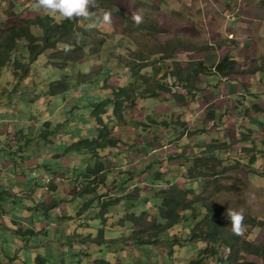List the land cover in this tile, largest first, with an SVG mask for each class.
Here are the masks:
<instances>
[{"label":"rangeland","instance_id":"rangeland-1","mask_svg":"<svg viewBox=\"0 0 264 264\" xmlns=\"http://www.w3.org/2000/svg\"><path fill=\"white\" fill-rule=\"evenodd\" d=\"M14 2H16V10L13 9L14 6L12 4V7L8 10L13 15H6L4 14V9L0 10V15L2 14L4 18L8 19L3 23L4 28L10 27L12 24L21 25L24 20L33 19L37 16H51L39 8L29 9V6L33 5L32 2H37V0H14ZM20 5L25 8L28 7L25 12H21L22 7ZM55 17L56 19H64L59 15ZM87 18L83 17L82 20L86 21L88 20ZM126 26L130 29L128 31L129 39L123 40L121 34L118 37L119 39L115 37L111 39L108 37L111 34L101 32L102 35L100 34V36L104 34L107 37L105 46L109 48L110 56L102 55V53L100 55L87 53V56H82L83 59L69 63L64 69L65 66L59 68L56 65L53 66L52 63L55 61L61 63L62 60H56L51 54L45 53L31 66L30 74L24 79L17 78L13 68L9 66L2 70L0 74V117H4L3 111L8 109L6 107L8 106V98L17 101L16 108L13 110V114L15 113L16 115L13 118V122L16 121V123L12 125L14 127L12 128L18 129V125L22 124L20 128L25 130V132L40 135L39 139L32 141V145L25 155L27 158L24 166L29 169V172H26L25 167L22 166L23 161L20 153L13 154L12 160L8 158L9 154L7 152H10L8 148L4 147V154L1 152L3 144L0 143L1 170L4 171L14 164L9 171H4L7 174L6 177H9L8 190L13 192L12 200L14 201V203L13 201L5 203V210H9L8 217L17 216V227L22 231L26 230L27 227L35 228L39 222L44 228L39 233H29V235L22 237L18 233L9 231L12 230V225L7 220L2 221L1 224L3 222L4 224H0V246L3 252L0 253V264H38V257L45 258L48 261L47 264H95V260L101 259L112 263L120 260L123 264H187L192 257H196L195 248L198 244L189 242L182 249L176 247L173 250V256L167 257L165 241L169 240L170 233L168 232L160 235L165 240L160 244L163 247L159 248L157 246L156 248V245H152V247L149 245H129L131 238L140 237L144 240L147 236L154 235L155 231H157V228H152L154 223L152 215L157 213L154 207L156 205L155 193L161 187L166 186H181L185 187V189H193L198 195L205 193L204 195L208 198L206 203L216 204L218 211L227 213L226 210L229 208L242 212V216L247 218V220L255 218L256 222L254 224L256 225L253 224V226L252 223L242 225L239 235L241 238L256 245H264V128L259 126L258 123H255L253 128V123L250 121L251 117L255 119L258 116L261 118L257 121H264V110L261 114L256 105L249 103L242 105V110L237 115L235 111L237 107H232L229 115L232 116L234 114V118L231 120L222 119L221 125L223 127L220 128V136L207 132L201 136L196 135L195 141L193 139L194 134L191 133V136H189L190 142L181 141L185 139L184 137L179 140L181 141L179 143L184 142L191 146L189 150L191 154H193L192 148L196 145L194 143L197 142V138H200L201 141L204 136L207 140L209 138H219V140L226 138L225 142L229 143V146L234 147L235 145L236 149L241 148L236 153L233 151L231 156H229L231 151L219 154L221 155L220 158H223L220 160L204 157V165H201L200 169L205 174L195 175L192 171V174L188 175L189 178L187 179H180V169L186 163L192 166L195 157L193 155L180 156V152H177L175 148L177 145L173 140L174 138H171L173 141H169L170 134L165 136L166 131L158 128L155 132L157 139L150 143L146 141L148 144L145 146L141 145L140 148L143 151L141 152L137 149L139 144H143L144 140L142 135L139 134L146 131V135L153 140L151 133L155 123L151 122L150 119H146L150 125L144 128L140 126L139 132L132 133L131 129L128 132L124 130L125 133L118 135L123 142L121 154L114 156L107 150L101 153L103 156L107 153L105 157L108 162L111 159V162L115 165L113 169L114 175L112 174V176H115L116 181L121 186L116 185L115 182L114 186L111 185L105 189L109 195H103L100 203L96 200L95 204L91 203L88 206H100L97 209H84L85 201L90 199L89 195L83 193L90 188L88 183L82 182V184H78L74 180H67L68 176H73V174L71 176V172H74V169L77 168L73 165V162L78 165L82 164L81 157V159L76 156H66L61 159H55L54 157L41 158V153L45 151L47 152V157L52 153L48 150H56L58 153V150H65V147L77 141L69 140V137L75 136L79 129L83 132L88 131L92 135L96 134V131L91 129L95 126L94 121L91 123V110L102 98L114 95V89L105 85V76L114 69L109 73L113 75H109L111 77L107 79V84L113 87H123L130 80L125 72L128 70L127 64L130 63V67H136L137 70L138 66L141 65L139 57L130 53L131 50L126 49L128 52L124 51L125 53L121 49L114 52V47L118 48L120 45H124L123 49L130 46V48L136 50L138 47L144 48L143 45L146 44L147 50H151L155 46V43L144 38L145 33L139 32L134 25L131 26L126 23ZM61 46L64 47L62 44ZM23 51L25 56L21 57L18 49L15 52V56H20L21 59L29 61V55L26 54L28 50L25 48ZM123 53L125 54L124 56ZM47 57H49V60L46 61ZM103 70L108 71V73L104 74ZM18 74L21 75L22 72ZM138 79L143 81V78H139V76ZM150 81L152 80H149V84ZM58 82H66L69 88L58 95L50 96L49 93L52 89L55 91ZM175 84L176 86H182L176 82ZM139 86H141L140 82ZM139 86L137 87L139 88ZM174 90L177 91V89ZM182 90H184L183 87ZM141 93H144V90H139V94ZM34 97L46 98L44 102L45 104L47 102V104L43 105V101H34ZM142 100L139 99L138 103H133L126 108L125 116L127 115L126 118L129 123L135 121V113H143V111L139 110L142 106L148 110L149 108L163 105V110H166L165 113L169 111L168 103L163 100L161 102L160 98ZM181 109L183 108L181 107ZM10 112L12 113V111ZM108 113L112 117L115 116L114 108L111 105ZM148 114V112H144L145 117L153 116L152 111V115ZM2 120L0 119V128H2ZM35 120H38V122ZM201 121L202 118L188 119L187 124L191 126L194 132L197 129L195 127L199 126ZM47 122L54 123L47 127L45 125ZM23 123L25 124L23 125ZM258 128L263 130L260 131ZM165 129L167 130V128ZM158 130L160 131L157 135ZM68 132L69 134H67ZM221 135H225L224 138ZM5 137L7 139L4 141L7 142L9 138L14 137V134L9 133ZM84 137H88L87 134ZM20 138H22L20 134L14 137L13 140L17 143L13 144V150L22 146L23 141H19ZM47 140L49 141L48 143H46ZM209 143L213 142L209 140ZM213 149L207 147L209 151ZM145 150L146 153L144 152ZM249 150H254L256 153H248ZM110 155L112 156L109 157ZM221 160L226 162L220 165L218 162ZM40 161L55 167L52 168V171L39 169L38 164ZM121 162L124 165V171L117 169ZM222 166L226 167V169H223ZM82 170L85 174L88 172V169L83 166ZM23 171H25V175L22 174ZM148 171L153 172L151 177H147ZM214 172L220 173L219 177H212ZM13 174L15 177H13ZM183 174H187L186 168ZM22 175L26 177V180L24 177L22 178ZM123 176L128 177L124 184L120 180L121 177L122 179L125 178ZM2 177L4 178V175H1L0 172V180ZM144 178L146 179L144 180ZM28 180H30L29 186L27 184ZM53 184L56 186L55 188L52 187L50 189L49 187L47 189L48 186ZM122 186H126L124 190H122ZM101 192L104 191L101 190ZM127 192L130 195H126ZM147 197L150 199V204L145 205V202H149ZM103 201L108 202V209L107 204L101 205ZM21 208L28 214L22 215ZM103 208L107 209L104 212L106 218L104 224L103 211L101 212ZM82 211L84 213L80 214ZM141 212H146L145 214L148 215L143 218L140 216ZM132 214L140 217L134 220V215ZM157 221L162 223L160 217L157 218ZM102 228L106 233H114L112 236L113 241L109 239L107 243L99 244V241L102 240L99 229ZM5 229L7 230L5 231ZM14 229L15 227H13ZM143 229L145 232L140 233L139 231ZM229 230L233 231V228ZM6 232H10V234ZM3 236H5L6 242H3ZM70 240L72 242H69ZM64 241L67 244H62ZM118 244L121 246H118ZM249 258L256 259L251 255H249Z\"/></svg>","mask_w":264,"mask_h":264},{"label":"crops","instance_id":"crops-1","mask_svg":"<svg viewBox=\"0 0 264 264\" xmlns=\"http://www.w3.org/2000/svg\"><path fill=\"white\" fill-rule=\"evenodd\" d=\"M11 1L0 0V10ZM99 1L102 4L99 2V7L97 3L94 4L95 8L90 7L89 19L81 21L80 25L85 29L96 27L100 32L121 34L123 40L129 39L130 29L126 23L145 33L144 38L155 43L151 50H147L146 44L143 45L144 48L138 47L136 50L130 46L123 49V45L121 50H131L130 53L139 57V78H143L144 85L155 89L154 96H158L155 98L166 100L165 103L169 105L167 113L172 114L173 118H202L201 125L205 124L206 129L214 135H219L220 128L223 127L222 119L234 118V114L229 115L232 107H237V115L242 110V105L247 103L264 105V0ZM110 6L124 14L122 22L119 17H112L111 14L109 23L100 22V18L108 12L107 8ZM137 13L141 16L139 24L132 19ZM89 24L94 27L88 28ZM90 40L93 43V39ZM92 45H89V50ZM227 57L234 62L230 66L233 73L221 76L215 72L214 67ZM198 63H203L205 73L202 74V66L199 67ZM169 74L176 75L168 78L170 82L179 79L182 85H186V89L197 91L188 93L186 89L182 90L183 86H176L175 89L179 90V93L174 90L173 92L177 96L165 92L159 84L165 83L166 75ZM140 80L142 82V79ZM149 80H152L150 84ZM141 111L152 115L148 110ZM165 111L161 105L152 109V117H145L144 112H137L134 120H137L138 124L133 121L126 127L122 124L118 129L126 132L131 129L132 133H137L140 131L139 123L144 124L146 119L165 120ZM2 130L0 134L4 133ZM224 136L221 135L223 138ZM204 139L201 140L202 144L199 142V147L205 144ZM183 140L190 142L188 138L181 141ZM225 140L226 138L223 139ZM179 142L176 149L180 156L193 155L189 151L191 147L188 143ZM188 166V163L183 164L179 175H183ZM4 171L0 168L1 175H4V178H1L3 182L0 180V183L7 185L9 177H6ZM7 214L5 209L1 210L0 223L7 220L16 226L17 216L11 218ZM21 214L28 213L21 211Z\"/></svg>","mask_w":264,"mask_h":264},{"label":"trees","instance_id":"trees-1","mask_svg":"<svg viewBox=\"0 0 264 264\" xmlns=\"http://www.w3.org/2000/svg\"><path fill=\"white\" fill-rule=\"evenodd\" d=\"M23 24H13L8 28L0 27V74L5 67L9 66L13 68V72L17 78L24 79L30 74L31 66L47 52H49L48 55L51 54L54 56V59L62 60L61 63L56 61L52 62L53 66L56 65L59 68L61 66L66 67L68 63L78 61L83 56V47L77 43L79 36L82 42L84 40L83 34L77 33V17L65 18L61 22H57L48 15L43 17L37 16L34 19L25 20ZM61 44L64 45V48L59 46ZM25 48L28 50L29 61L23 58L21 59L20 56H15L17 49L20 51L21 57L24 56L23 50ZM47 60H49V57H47ZM233 64V61L225 58L216 66V70L222 75H231L233 71L230 66ZM198 66H202L201 70L205 71L203 63H199ZM20 72H22L21 75L18 74ZM195 73L197 74L198 71ZM55 88V91L51 90L49 93L50 96L58 95L63 91L65 92L69 88V85L66 82H58ZM136 89L135 83H131L128 87L117 89L116 94L118 97L112 100L115 106V113L121 111L123 104L125 106V103L136 99L134 96ZM108 103V101L98 103L92 111V117L99 126V133L96 138H84L66 147L63 152L55 155L57 158L89 151V160L93 161L94 165L88 168L90 171L87 177H93L98 184H106L105 180L107 175L104 172L106 170L107 174H109L110 171L105 166V162L103 161L104 156L101 157V153L108 147H117L121 142L120 139H115L112 136L111 130H108L109 127L104 124L106 123L104 116L108 114L107 107L112 104ZM50 124V122H47L45 125L49 127ZM32 136L33 134L30 132L29 140L25 144L29 141L30 145L34 139ZM48 142L47 140L46 143ZM209 153L211 154V152ZM194 163L193 167L187 170L188 173L193 171L194 173L204 175L205 173L201 172L200 169L201 165H204L203 158L196 157ZM45 167L47 170L52 169L48 165ZM218 174L220 173L214 172L212 173V177H217L219 176ZM92 191L94 198L85 201V210L89 208L88 206L93 203L94 199L100 198L96 187L93 186ZM156 194L158 195L159 202H155L157 213L152 215V221H154L152 228H157V231H155L154 235H149L144 240L140 237L131 238L129 245H149L151 247L152 245H156V248L157 246L160 248L163 247L160 245L163 243L161 241H164L160 235L168 232L170 233L169 240L165 241L167 257L173 256V250L176 247L182 249L189 242L198 244L195 248V252H197L196 257H192L187 264H264V245L251 243L229 230L232 228V224L227 218V213L218 211L216 204L206 203L208 198L204 195L205 193L198 195L193 189L169 186L157 191ZM146 204L148 205L147 202H145ZM80 213H83V211ZM145 213L141 212L140 216L144 218L145 215H148ZM132 215H134V220L140 217H137L135 214ZM159 217L162 223L157 221ZM105 219L103 224L106 221ZM255 222V218L253 220H247V218L243 217L241 226L251 223L253 225ZM99 230L102 235V240L99 241V244L107 243L109 239L114 240L112 237L114 233H106L103 228ZM139 232L143 233L145 230L143 229ZM29 233L35 234L33 230L29 231ZM25 234L28 235V233ZM69 242H72V240ZM63 244L67 243L65 242ZM118 246L121 245L118 244ZM1 252H3L2 248H0ZM249 255L256 259H249ZM37 259L38 264L48 263L45 258L38 257ZM95 264L123 263L120 260L112 263L111 261L103 259L95 260Z\"/></svg>","mask_w":264,"mask_h":264},{"label":"clouds","instance_id":"clouds-1","mask_svg":"<svg viewBox=\"0 0 264 264\" xmlns=\"http://www.w3.org/2000/svg\"><path fill=\"white\" fill-rule=\"evenodd\" d=\"M94 1H96V0H37V2H32L33 3V5L32 6H29V9H34V8H39V9H42V10H44L43 12H47L49 15H51L50 17L54 20V21H57V22H61L62 20H64L65 18H74V17H77V33L78 34H83V42H82V40H81V37L79 36V40H78V44H80V45H82V47H83V57H85V56H87V53H89L90 55H95V54H101L102 53V55H106V56H110L109 55V48L108 47H106L105 46V44H106V41H105V39L107 38L104 34H103V36H100V34H101V32L100 31H97V29H96V27H94V25L93 24H89L87 27L88 28H92V27H94L93 29H85L84 27H82L81 25H80V22L81 21H85V20H82L83 19V17L84 18H87V17H89L90 16V14H91V11L89 10L90 9V7H93V8H95V3H97L98 4V6L100 5V4H102L99 0H97L96 2H94ZM17 2V1H16ZM16 2H14V0L13 1H11V2H9V4L6 6L5 5V7L3 8L4 9V14H6V15H13V14H11L8 10L12 7V6H14V8L13 9H15L16 10ZM99 2H100V4H99ZM106 3H108L107 1H105ZM31 3V4H32ZM11 4H12V6H11ZM20 7H22V5H20ZM8 8V9H7ZM28 8V7H27ZM27 8H25V7H22V10H21V12H25V9H27ZM107 11L108 12H105L104 14H103V16L100 18V22H102V23H109L110 22V14H111V16L113 17V15L114 16H117V17H119L120 18V22H122L123 21V19H124V14L123 13H121V12H119V11H116L112 6H110V7H108L107 8ZM16 15H20V14H17V13H15ZM57 15H59L60 17H62V18H64V19H56V17L55 16H57ZM36 18V17H35ZM34 19V18H33ZM87 19H89V18H87ZM132 19H133V21L135 22V23H137V24H139L140 22H141V16H140V14L139 13H137V14H134L133 15V17H132ZM5 20H8V19H6V18H4L3 17V15L1 14L0 15V27H4V25H3V23H4V21ZM26 20H29V19H26ZM25 21V20H24ZM24 23V22H23ZM13 25V24H12ZM22 25V24H21ZM24 25V24H23ZM106 34H109V33H106ZM102 35V34H101ZM108 37H110L111 39H114V37L115 38H117V39H119L118 37H119V34H117V33H112L111 35H108ZM90 38H92L93 39V43H91V40H90ZM122 38V37H121ZM93 44V45H92ZM89 45H92L91 47H90V50H89ZM60 47H62V48H64L63 46H61V45H59ZM66 48V47H65ZM120 49H121V45L118 47V48H115L114 47V52L115 51H120ZM91 52V53H90ZM47 53H49V52H47ZM27 55H28V53H26ZM122 54V53H121ZM24 56H25V54H24ZM83 57L81 58V59H83ZM227 58H229V57H227ZM80 59V60H81ZM225 59V58H224ZM224 59H222L221 61H219V63H221ZM80 60H78V61H80ZM111 60V59H110ZM25 61V60H24ZM74 62H77V61H74ZM71 63V62H70ZM218 63V64H219ZM69 64V63H68ZM67 64V65H68ZM199 64V63H198ZM218 64H216V66L218 65ZM67 65H66V67H67ZM140 66V65H139ZM139 66H138V69H139ZM216 66L214 67V69H215V72L217 73V74H219V75H221V76H229V75H222V74H220V73H218L217 72V70H216ZM66 67H64V69H66ZM127 67H128V70H126L125 72L127 73V75H128V78L130 79L129 81H128V83H127V85L126 86H117V87H113L112 85H108L107 84V79L109 78V77H111L113 74H109L110 72H112V71H110L109 73H108V71H102V72H104V74H107L108 73V75H106L105 76V78H106V81H105V85L107 86V87H111L112 89H114V91H113V93H114V95H108V96H106V97H104V98H102L98 103H101V102H103V101H108L109 103L108 104H110V103H112V104H110L113 108H114V112H115V106H114V102L112 101V100H114L115 98H117L118 97V95L116 94V92H117V89L118 88H125V87H128L131 83H135V86H136V91H135V93H134V96L136 97V99L133 101H129V102H127V103H125V106H124V104H123V107H122V109H121V111L119 112V113H115V116L114 117H112L111 115H109V113L106 115V116H104V121L106 122V123H104V124H106L107 125V127H109V129L108 130H111V133H112V136L115 138V139H120L121 140V142L119 143V145L117 146V147H114V148H110V147H108V148H106V149H104V151H110V153L112 154V155H114V156H116V155H119V154H121V149H123V142H122V139L119 137L120 136V134H122L123 132L125 133V131L123 130V131H120L118 128L122 125V124H124L125 125V127L129 124V121L127 120V118H126V116H125V112H126V108L127 107H130V105L131 104H133V103H138L137 101L139 100V99H150V98H155V97H158V96H154V91H155V89L154 88H152V87H150V86H146V85H144V82L142 81L141 82V80L140 79H138V70L136 69V67H134V68H132V67H130V63H128L127 64ZM132 68V69H131ZM112 69V68H111ZM116 70V69H115ZM202 71V70H201ZM205 71H206V69H205ZM205 71H203L202 72V74L203 73H205ZM90 75V74H89ZM109 75H111V76H109ZM172 76H176V75H173V74H169V75H166V81H165V83H163V84H159V86L165 91V92H169V93H172L174 96H177L176 95V93H174L173 92V90L175 89V87H176V84H175V82L176 83H178V84H181L180 83V81L181 80H179L178 79V81L177 80H175L174 82H170L169 80H168V78L169 77H171V78H173ZM180 78V77H179ZM139 82L141 83V86H139ZM182 85V84H181ZM137 86H139V88L137 87ZM154 86V85H153ZM173 86V87H172ZM183 86V89L185 90L186 88V85L185 84H183L182 85ZM53 90V89H52ZM139 90H144V93H141V94H139ZM187 90V92L189 93V92H191V93H193V91H197V90H195V89H192V88H189V89H186ZM146 91H148V92H146ZM175 92H177V94L179 93V90H174ZM47 98V102H48V96L46 97ZM45 98V99H46ZM44 98L42 99V98H36V97H34V101H43V105H46L47 104V102H46V104H45V102H44V100H45ZM138 99V100H137ZM143 101V100H142ZM163 101H166V100H163ZM162 102V101H161ZM17 103V101H14V100H12V99H10V98H8V106H6V107H8V109H6L7 111H3V113H4V117H0V119H3L2 120V128H0V130L1 129H3L2 131L4 132V133H1L0 134V143H2L3 145H2V149H1V152L4 154V147H6V148H8L9 150H10V152H7L8 154H9V157L8 158H11L12 160H13V154H15V153H20V157L22 158V161H23V165L22 166H24V163H25V159L27 158V156H25L26 154H27V151L30 149V147H31V145H32V142L30 143V145H29V141H28V143L27 144H25L26 143V141L27 140H29V132H25V130H23L22 128H20V126H22V124H19L18 125V129H13L14 127L12 126V125H14L15 123H16V121H14L13 122V118L16 116L15 115V113L13 114V110L16 108V106L15 105H17L16 104ZM98 103H96V104H98ZM109 105V106H110ZM109 106L107 107V111H109ZM255 106V105H254ZM256 107L257 108H259V110H257V111H259L260 113L264 110V105H256ZM93 109L94 108H92V110H91V123H92V121H94V119H93V117H92V111H93ZM143 109H145V108H143V106L141 107V108H139V110L141 111V110H143ZM152 109H154V108H149L148 110L151 112L152 111ZM1 110V109H0ZM12 111V113L10 112V111ZM146 110V109H145ZM144 112V111H143ZM256 112V111H255ZM11 113V114H10ZM9 114H10V116H9ZM137 113H135V115H136ZM256 114H258V112H256ZM262 114V113H261ZM118 115V116H117ZM134 115V114H133ZM166 116H167V118L164 120H161V121H158V120H155V119H150V121L151 122H153V123H155V126L152 128V138H153V140H151L147 135H146V131L145 132H143V133H141V134H139V135H142V139L144 140V142H143V144H139L138 145V151H141V152H143L142 150H141V148H140V146L141 145H143V146H145L146 144H148V143H150L151 141H155V139H157V136L155 135V132L157 131V129L158 128H160V129H162V131H166L165 133V136H167V134H170V139H169V141H173L174 140V142H176V145L178 144V141L179 140H181L183 137L184 138H188L189 140H191L190 139V137L189 136H191V133H193L194 135H193V139L195 140V136L196 135H199V136H201L202 134H205V133H207L209 130L208 129H206L205 127V124L204 125H201V123L199 124V126H197V127H195V128H197L194 132H193V130H192V128H191V126L190 125H188L187 124V122H188V120L187 119H185V120H182L181 118H179V117H177V118H173V116H172V114H170V113H167V114H165ZM106 117H110V118H106ZM149 117H152V116H149ZM11 118V119H10ZM19 118V117H18ZM254 117H251V119H250V121H251V123H253V128H254V124L255 123H258L259 124V126H262L263 128H264V121H257L259 118H261L260 116H258V117H255V119H253ZM263 119H264V117H263ZM19 120V119H18ZM255 120V121H254ZM36 122H38V120H35ZM136 122L135 123H137V120H135ZM55 122H57V121H55ZM50 123H54V122H50ZM94 123H95V126H94V128H91V129H93V131H96V134L95 135H92V134H90V132H88V131H81V129H79L78 130V133L77 134H75V136H73V137H69V140H77V141H75L74 143H76V142H78V141H80V140H82V139H84V138H87V137H84L85 136V134H87V136L88 137H90V138H96L97 136H98V133H99V131H98V124H97V122H95L94 121ZM25 123H23V125H24ZM138 124V123H137ZM51 125V124H50ZM139 125L140 126H142L143 128L144 127H146L147 125H150V123H148L147 122V120L145 121V123L144 124H140L139 123ZM200 125H201V127H200ZM102 126V125H101ZM100 126V127H101ZM13 127V128H12ZM165 128H167V130L165 129ZM193 128H194V126H193ZM259 129V128H258ZM185 130H186V132H185ZM260 131L261 130H263V129H259ZM97 131H98V133H97ZM159 131L160 130H158V132H157V135L159 134ZM175 131H176V133H175ZM210 132V131H209ZM9 133H13L14 134V137L16 136V135H18V134H20L21 136H22V138H20V140L19 141H23V144H22V146H19V148H17L16 150H13V144L14 143H17V142H15L13 139H14V137L13 138H9L8 139V141L7 142H5L4 140H6L7 138L5 137V136H8V134ZM119 133V134H118ZM174 133H175V135H174ZM33 134V133H32ZM67 134H69V132L67 133ZM119 135V136H118ZM172 135V136H171ZM183 135V136H182ZM79 136V137H78ZM144 136V137H143ZM248 136V135H247ZM246 136V137H247ZM36 137H38V138H36ZM78 137V138H77ZM31 138V137H30ZM32 138H34L32 141H34L35 139H39L40 138V135H35V134H33V136H32ZM169 138V137H168ZM171 138H174L173 140H171ZM204 138L206 139V137L204 136ZM192 139V140H193ZM204 139V140H205ZM245 139H248V138H245ZM202 140V139H201ZM212 141L213 143H209L208 144V141ZM209 140H207L206 139V142H205V144H203L202 146H198V144H199V142H200V144H202L201 143V141H200V138H197V142H195L194 144H196L195 146H194V148H193V151H194V153H193V156L196 158V157H202L203 159H204V157H210L211 159H223V158H220V156L221 155H219V154H224L225 152H230L231 151V154H229V156H231L233 153V151H235V153L237 152V151H239V150H241V148H239V149H236L235 147V145H234V147H232V146H229V143H227V142H225V141H223V140H219V139H214V138H209ZM146 141H148V143L146 142ZM196 141V140H195ZM181 142V141H180ZM189 142V141H188ZM192 142H194V141H192ZM20 143V142H19ZM18 143V144H19ZM69 143H70V141H69ZM74 143H72V144H74ZM233 143V142H232ZM71 144V145H72ZM231 144V143H230ZM239 144H240V142H239ZM20 145V144H19ZM192 145V144H191ZM228 145V146H227ZM256 146L258 147V145L256 144ZM191 147V146H190ZM207 147H211V148H214L213 150H211V151H209V150H207ZM66 148V147H65ZM176 148V147H175ZM229 148V149H228ZM108 149H111V150H108ZM48 151H51L52 153L51 154H49L47 157H46V154H47V152L45 151V152H43V153H41V158H43V159H45V158H55V159H61V158H63V157H66V156H76V157H81L82 158V161H80V162H82V166L83 167H85V168H90V167H92L93 165H94V163H93V161H91V160H89V158H90V155H89V151H85V152H80V153H75V154H71V155H65V156H61V157H57L56 158V154H58V153H60V152H63L64 150L62 149L61 151H59L58 150V153L56 152V150H48ZM103 151V152H104ZM145 153H146V150L144 151ZM207 152V153H206ZM209 152H211V154L209 153ZM250 152H252L253 154L254 153H256V151H254V150H249L248 151V153H250ZM247 153V154H248ZM107 154V153H106ZM105 154V155H106ZM207 154V155H206ZM105 155H104V159H103V161L105 162L104 164H105V166L107 167V168H109V174H107V172H106V170H105V174L107 175L106 176V180H105V183L106 184H98V183H96L95 182V179L93 178V177H90V178H88L87 176H88V172L90 171L89 169H88V172L85 174V173H83L84 171L82 170V166L81 165H78L76 162V164H74V162H73V165H75V167H77V168H79L80 169V171H78L79 169H77V168H75L74 169V172H71V176H72V174H73V176L72 177H70V176H68L67 177V180H71V181H76V182H78V184H82V182H84V183H88V186H90V188H88L87 190V192L86 191H84V193H86V195H89L90 196V199H93L94 198V196H92V194H93V191H92V187L94 186V187H96L97 188V191H98V194H99V196H100V198L98 199V198H96V199H94V201H93V204H95V201L96 200H98V202L100 203V199H101V197L103 196V195H109L107 192H106V188H108V187H110L111 185L112 186H114V183L116 182V185H119V186H121L120 184H118V182L116 181V178H115V176L113 177L112 176V174H113V172H114V168H115V165H113V163L111 162V159H110V162H108V159L105 157ZM109 155V154H108ZM112 155H110L109 157H111ZM30 156V155H29ZM52 156V157H51ZM103 155H101V157H102ZM233 156H235V155H233ZM108 157V158H109ZM224 157V156H223ZM80 158V159H81ZM194 158V159H195ZM230 159V158H229ZM238 159V158H237ZM89 161H91V162H89ZM101 161H102V159H101ZM224 162H226V161H224V160H221V161H219L218 163H220V165L221 164H223ZM13 163H14V161H13ZM91 163V164H90ZM238 163V162H237ZM41 164H42V166H41ZM43 162H39V169L41 168V169H46V165H48V166H50L49 164H44ZM195 163H193L192 164V166H188V167H190L189 169H191L192 167H193V165H194ZM14 166V164L10 167V168H7V169H11L12 167ZM123 166L124 165H122V162L120 163V165L118 166V168L117 169H122L123 171H124V168H123ZM25 167V166H24ZM52 168H54L53 166H51ZM222 168L223 169H226V167L224 168L223 166H222ZM19 169H20V167H19ZM77 169V170H76ZM188 168H187V170H189ZM47 170V169H46ZM25 171L26 172H29V169H27L26 167H25ZM25 171H23L22 172V174H26L25 173ZM51 171H52V169H51ZM82 171V172H81ZM123 171H122V173H123ZM54 172V171H53ZM55 173V172H54ZM50 174V173H49ZM153 174V172L152 171H148L147 172V177L148 176H150L151 177V175ZM192 173H188V171H187V174H183V175H180V179H187V178H189V176L188 175H191ZM114 175V174H113ZM195 175H197V173H195ZM218 175H220V174H218ZM28 176H30V175H28ZM13 177H15V175L13 174ZM24 176L22 175V178H23ZM76 177V178H75ZM123 177H125V176H123ZM149 177V178H150ZM157 177H159L158 175H157ZM217 177H219V176H217ZM25 178V180H26V177H24ZM216 178V177H215ZM127 179H128V177L126 178H123L122 179V177L120 178V180H121V182H122V184H124L126 181H127ZM146 178H144V180H145ZM29 181L30 180H28L27 181V184H28V186H29ZM130 182H132L131 180H130ZM98 184V185H97ZM166 184H167V182H166ZM51 186H54V188L56 187L54 184L53 185H51ZM51 186H48V188L47 189H49V187H50V189H52L51 188ZM125 187L126 186H122V190H124L125 189ZM166 187H169V186H166ZM166 187H161L160 189H158V191L159 190H161V189H164V188H166ZM181 187V186H180ZM119 188V187H118ZM182 188H185V187H182ZM9 185H8V182H7V185L6 184H2V183H0V199H1V201H0V210H3V209H5V203H11V201H13L12 200V194H13V192H10L9 190ZM101 190L102 191H104V192H101ZM95 193H96V191H95ZM157 193V192H156ZM155 193V196H156V203L157 202H159V198H158V195ZM126 195H130L129 194V192H127L126 193ZM148 198V197H147ZM148 200H149V202H147L148 204H150V199L148 198ZM13 203H14V201H13ZM104 203H106L107 204V209L109 208V204H108V202H106V201H103V202H101V205L103 204L104 205ZM53 206H57V205H53ZM82 207V206H81ZM155 207V206H154ZM3 208V209H2ZM90 209L91 208H100V206H95V207H93V205L92 206H90L89 207ZM88 208V209H89ZM107 209H102L101 210V212H102V216H104V218L103 219H105V211L107 210ZM24 209H22L21 208V211H23ZM87 210V209H86ZM9 212V210L7 211V213ZM226 212H227V218L229 219V221L231 222V224H232V228H233V231L236 233V234H240L241 233V221H242V219H243V216H242V212H240V211H236V210H232V209H227L226 210ZM84 213V212H83ZM83 213H80V214H83ZM134 221V220H133ZM11 225H12V223L11 222H9ZM1 224V223H0ZM3 224H4V222H3ZM3 224H1V225H3ZM16 226L18 225V223H16L15 224ZM10 226V225H9ZM16 226H14V225H12V230H9V231H11V232H14V233H18L19 235H21L22 237L23 236H25L26 234L25 233H28V235H29V231H31V230H33V232H35V233H39V232H41V230H43V226H41V224H40V222L39 223H37L36 224V226H35V228H29V227H27V229L26 230H20L18 227H16ZM13 227H15V229L13 230ZM45 227H46V225H45ZM7 229H5V231H6ZM7 234H10V232H6ZM5 233V234H6ZM165 233H167V232H165ZM4 237V241L3 242H6L7 240L5 239V236H3ZM133 238H136V237H133ZM3 239V238H2ZM165 241V240H164ZM66 241H64V243H65ZM162 242V241H161ZM18 243H19V241H18ZM63 244V243H62ZM19 247H20V245H18ZM0 248H1V246H0ZM21 249H22V247H21ZM249 259H251V258H249ZM101 260H103V259H101ZM105 260V259H104ZM117 262V261H116Z\"/></svg>","mask_w":264,"mask_h":264}]
</instances>
